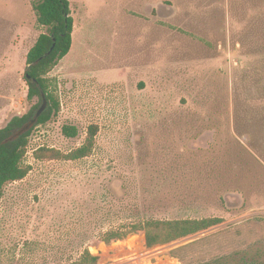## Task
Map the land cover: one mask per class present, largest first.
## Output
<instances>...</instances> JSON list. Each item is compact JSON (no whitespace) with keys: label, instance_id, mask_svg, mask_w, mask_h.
Returning <instances> with one entry per match:
<instances>
[{"label":"rangeland","instance_id":"1","mask_svg":"<svg viewBox=\"0 0 264 264\" xmlns=\"http://www.w3.org/2000/svg\"><path fill=\"white\" fill-rule=\"evenodd\" d=\"M69 52L48 73L59 109L29 138L28 174L0 196V264H264V0H68ZM45 27L0 0V128L27 113L26 54ZM98 126L89 156L68 152ZM63 125L76 127L65 136ZM222 221L146 247L113 223Z\"/></svg>","mask_w":264,"mask_h":264},{"label":"trees","instance_id":"2","mask_svg":"<svg viewBox=\"0 0 264 264\" xmlns=\"http://www.w3.org/2000/svg\"><path fill=\"white\" fill-rule=\"evenodd\" d=\"M30 3L38 25L45 27L46 30L38 35L26 54L24 78L28 85L27 99L38 97L40 102L42 90L49 106L38 118L31 120L32 113L38 105L34 104L27 113L13 116L0 128V196L5 184L21 180L28 174L30 166L23 164V158L27 152L30 135L38 125L49 121L59 109V102L50 91L52 82L48 73L69 52L72 43L74 21L68 0H30ZM53 37L55 43L49 51ZM47 51L49 54L44 56ZM97 130L96 124H90L82 144L68 152L42 147L34 152V156L39 160L65 161L87 157L92 152ZM62 132L65 136L73 137L77 134V129L72 125H63ZM221 221L220 217L140 218L113 223L108 230L98 235V239L103 244H109L112 241L123 240L129 234L142 232L145 246L153 247L186 238ZM97 261L98 256L93 253L92 248L86 247L79 258L70 264H97Z\"/></svg>","mask_w":264,"mask_h":264},{"label":"water","instance_id":"3","mask_svg":"<svg viewBox=\"0 0 264 264\" xmlns=\"http://www.w3.org/2000/svg\"><path fill=\"white\" fill-rule=\"evenodd\" d=\"M55 43V37H53V44L50 47L49 51L52 49L53 45ZM49 51H47L46 53H44V56H47L49 54ZM41 59V58H40ZM41 93V103L40 105L33 111L32 116H31V120L38 118L45 110H47L48 106H49V102L46 98L45 93L40 90Z\"/></svg>","mask_w":264,"mask_h":264}]
</instances>
